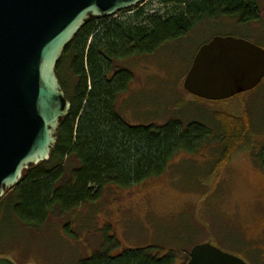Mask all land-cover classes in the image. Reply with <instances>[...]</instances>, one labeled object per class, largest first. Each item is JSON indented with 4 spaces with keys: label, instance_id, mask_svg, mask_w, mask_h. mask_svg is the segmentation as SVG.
<instances>
[{
    "label": "trees",
    "instance_id": "obj_1",
    "mask_svg": "<svg viewBox=\"0 0 264 264\" xmlns=\"http://www.w3.org/2000/svg\"><path fill=\"white\" fill-rule=\"evenodd\" d=\"M153 1L163 10L151 14L142 4L127 11L133 13L127 18L91 19L66 48L56 74L71 111L50 161L24 172L20 185L0 200V258L11 257L12 236L45 230L52 216L92 205L105 190L158 179L177 157L215 148L219 159L208 172L213 176L237 154L252 151V120L248 111H235V98L212 103L234 106L218 110L217 127L191 123L184 128L179 121L132 126L124 121L118 103L130 91L136 59L185 39L207 19L225 15L240 25L260 19L257 0ZM246 95L238 96L242 108ZM255 157H264V145ZM113 250L80 264L175 263L172 254L154 256L150 248L117 256Z\"/></svg>",
    "mask_w": 264,
    "mask_h": 264
},
{
    "label": "rangeland",
    "instance_id": "obj_2",
    "mask_svg": "<svg viewBox=\"0 0 264 264\" xmlns=\"http://www.w3.org/2000/svg\"><path fill=\"white\" fill-rule=\"evenodd\" d=\"M260 19L240 25L225 15L207 19L181 41L136 59L134 81L120 98L118 110L132 126L179 121L217 127L224 109L248 111L254 136L252 151L232 158L209 174L218 150L177 157L158 179L131 189L105 190L92 205L65 216H52L45 230L12 236L8 258L16 264H80L111 247L113 254L151 249L154 256L172 254L174 264H187L191 250L211 244L248 264H264V165L254 157L264 145V81L234 106L213 105L184 89V81L201 47L214 37H232L264 49V0H257ZM163 10L153 0L140 7ZM133 16L122 12L118 19ZM219 110V111H218ZM217 113V115H216ZM216 115V116H215ZM215 146V145H214ZM210 175V176H209ZM115 247V248H114Z\"/></svg>",
    "mask_w": 264,
    "mask_h": 264
},
{
    "label": "water",
    "instance_id": "obj_3",
    "mask_svg": "<svg viewBox=\"0 0 264 264\" xmlns=\"http://www.w3.org/2000/svg\"><path fill=\"white\" fill-rule=\"evenodd\" d=\"M146 0H0V200L23 174L50 161L71 104L56 74L66 48L93 18L116 17ZM264 81V49L214 37L198 51L184 89L207 102L254 91ZM0 264H16L0 258ZM187 264H247L211 244Z\"/></svg>",
    "mask_w": 264,
    "mask_h": 264
},
{
    "label": "flooded vegetation",
    "instance_id": "obj_4",
    "mask_svg": "<svg viewBox=\"0 0 264 264\" xmlns=\"http://www.w3.org/2000/svg\"><path fill=\"white\" fill-rule=\"evenodd\" d=\"M238 97V96H237ZM237 97H235V98H237ZM234 99V98H233ZM238 155V154H237ZM254 157V160L256 161V163L259 165V166H262V165H264V157H262V158H257V157H255V156H253ZM262 254L264 255V250L262 251ZM243 260V259H242ZM248 264V263H247Z\"/></svg>",
    "mask_w": 264,
    "mask_h": 264
}]
</instances>
